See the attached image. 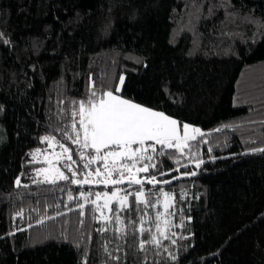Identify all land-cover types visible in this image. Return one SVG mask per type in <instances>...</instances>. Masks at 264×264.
I'll use <instances>...</instances> for the list:
<instances>
[{"label": "trees", "instance_id": "16d2710c", "mask_svg": "<svg viewBox=\"0 0 264 264\" xmlns=\"http://www.w3.org/2000/svg\"><path fill=\"white\" fill-rule=\"evenodd\" d=\"M262 25L264 0H0V264H264ZM90 82L205 134L183 155H159L157 146L156 168L141 177H196L166 188L145 183L161 203L120 210L124 238L115 201L113 213L105 209L110 222L93 220L90 203L84 216L77 208L81 191L114 189L34 183L43 164L33 156L47 150L45 136L82 163L61 129ZM159 189L175 198L170 238L141 249L150 236L134 234L132 221L138 230L144 215L155 233Z\"/></svg>", "mask_w": 264, "mask_h": 264}, {"label": "snow or ice", "instance_id": "6c2138e0", "mask_svg": "<svg viewBox=\"0 0 264 264\" xmlns=\"http://www.w3.org/2000/svg\"><path fill=\"white\" fill-rule=\"evenodd\" d=\"M211 11L209 9V12ZM229 15L232 14L229 13ZM245 19L247 20V18ZM123 83L124 77L121 76L119 84L123 85ZM89 87L92 90L86 99L72 102L77 107L70 113L71 123L61 129L64 139L77 145L82 163L78 165L77 161L72 158V149L58 141L54 135L45 136L42 139L49 142L50 146L59 144L62 151L56 154V158L59 159L61 156L66 158L63 168L67 169L71 176L65 174L51 159L45 157L49 167L39 170L43 180H36L34 183L56 184L57 181H66L75 185L113 186L114 190L110 193L107 191L96 193L81 191L79 198L82 202L77 204V208L79 215L84 216V209L90 203L92 207L89 211L92 213L93 220L110 222L111 217L105 214V209L109 213H113L110 205L115 201L118 203L119 209L113 213V216L121 225L119 231L121 238H124L127 235L128 225L121 219L120 210L128 208L144 212L145 209L156 207L161 203L160 198L156 197L153 200L151 193L146 194L143 188L144 184L171 183L169 180L159 181L155 175L144 178L139 176L140 173L147 174L150 169L156 168V164L152 161L154 160L153 154L157 153V146L160 148L159 155H172V153L165 152L164 149H175L183 155L184 150L189 147L190 140H196L197 134L201 137L205 134L199 128L190 129V125L187 123L181 125L180 122L164 112L124 99L116 94L119 92V88L114 93L113 91L97 92L94 82H90ZM216 131H221V129H216ZM85 149L89 151L85 153ZM39 152L40 149H37L36 153ZM33 158L35 159V155ZM201 163L203 161H198L196 167H200ZM93 165L100 166L93 168ZM74 166L76 167L74 168ZM196 174V172L184 173V175L191 176ZM161 175L164 173L161 172ZM124 184L139 187L134 191H129L127 188L119 187ZM15 185L21 187L19 178L16 179ZM23 187L27 188L28 185H23ZM159 193L163 197V213L156 212L153 221L155 233L150 227L144 226V215L140 217L138 230L135 228L136 221H132L134 234L137 231L140 234L148 232L150 236L148 240L139 241L141 249H144L146 244L163 248V240L170 238L168 229L171 226V221L167 217L173 215L169 209L175 198L170 193L164 192L163 189H159ZM93 195L95 198L90 200ZM129 197H133L131 202ZM101 198H103V204L100 203ZM68 200H73L71 192L68 193ZM141 204L144 208L139 207ZM96 213H99V216ZM18 215H22V213H18ZM57 215H65V213L58 212ZM47 219H54V217L49 216ZM37 223H44V219H38ZM80 223L82 224L83 221L81 220ZM107 230V228L96 229L97 232ZM172 243H175V240ZM173 258L175 259V257Z\"/></svg>", "mask_w": 264, "mask_h": 264}, {"label": "rangeland", "instance_id": "374dc122", "mask_svg": "<svg viewBox=\"0 0 264 264\" xmlns=\"http://www.w3.org/2000/svg\"><path fill=\"white\" fill-rule=\"evenodd\" d=\"M124 84V83H123ZM123 85H120L119 84V91H121ZM179 122V121H178ZM181 124V123H180ZM183 125V124H182ZM191 128H197V127H194V126H191L190 125V129ZM199 135V134H197ZM87 150V149H85ZM62 150L60 148V146H58L57 144H53L50 146L49 142H48V145H47V150L46 151H43V152H39L35 155V162L37 163H41L43 164V167L42 168H48L49 167V164L48 162L45 160V157H48L49 159H51L53 161V163L57 166V167H60L62 171L65 172V174H69V172L67 171V169L63 168V164L66 162V158L64 156H61L59 159L56 158V154L57 153H60ZM89 151V150H87ZM73 158V156H72ZM74 160V159H73ZM139 166V165H138ZM41 168V169H42ZM140 178H143L141 177V175L139 174ZM38 177L40 179L43 180V176L39 173L38 171Z\"/></svg>", "mask_w": 264, "mask_h": 264}, {"label": "water", "instance_id": "95a60500", "mask_svg": "<svg viewBox=\"0 0 264 264\" xmlns=\"http://www.w3.org/2000/svg\"><path fill=\"white\" fill-rule=\"evenodd\" d=\"M196 177L195 176H191V175H184V174H180L178 175L177 177L169 180L171 181V183H168V184H164V183H159V184H154L153 187L155 188H166V187H171L179 182H184V181H188V180H192ZM135 186V185H133ZM133 186H128L127 184H124V185H120L119 187L121 188H127V187H133ZM87 187H90L92 189H102V188H110V189H113V186H109V187H105L104 185H88ZM136 187H139V186H136Z\"/></svg>", "mask_w": 264, "mask_h": 264}, {"label": "built area", "instance_id": "2783aa9c", "mask_svg": "<svg viewBox=\"0 0 264 264\" xmlns=\"http://www.w3.org/2000/svg\"><path fill=\"white\" fill-rule=\"evenodd\" d=\"M153 155H154V160L152 162L156 163V160L158 159V157L156 154H153Z\"/></svg>", "mask_w": 264, "mask_h": 264}]
</instances>
